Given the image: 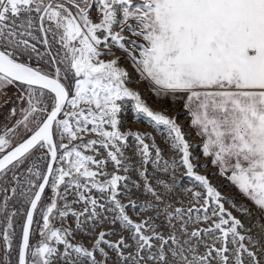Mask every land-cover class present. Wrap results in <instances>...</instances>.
<instances>
[{
	"label": "snow or ice",
	"instance_id": "snow-or-ice-1",
	"mask_svg": "<svg viewBox=\"0 0 264 264\" xmlns=\"http://www.w3.org/2000/svg\"><path fill=\"white\" fill-rule=\"evenodd\" d=\"M0 97V264H264V0H0Z\"/></svg>",
	"mask_w": 264,
	"mask_h": 264
},
{
	"label": "rangeland",
	"instance_id": "rangeland-1",
	"mask_svg": "<svg viewBox=\"0 0 264 264\" xmlns=\"http://www.w3.org/2000/svg\"><path fill=\"white\" fill-rule=\"evenodd\" d=\"M119 54V53H118ZM140 87L143 89V85H140ZM145 95V98L149 100V102L152 104V107L153 108H159L161 107L160 104H157V103H152V96H151V93H148L145 91L144 93ZM4 99L3 97H0V105H3L2 107H0V121L3 120L4 118V115L6 114L8 108L10 107V105H7L4 103ZM179 110V105H176V107L174 108H169V114L172 115V114H175L177 111ZM126 119L128 121L126 127L128 128H132V129H142V130H147V131H152L153 135H155L157 137V142L158 143H161V137L158 133H156L155 131H153L152 129H150L145 123L143 122H140V123H133L132 122V114L131 112L129 111L127 114H126ZM178 122L181 123V124H186V120L184 119V116L183 114L181 113L179 119H178ZM194 142H195V138H193ZM197 153H199V149L197 148ZM200 163L203 164L204 163V160L201 159L200 160ZM111 170V168H109V171ZM200 171L203 173L205 171L207 172H212L214 171V169H212L211 167L207 168V169H204V168H201ZM212 181L214 184L218 185V186H222L225 184V181H223L219 176H212ZM185 186H190V185H187L185 184ZM220 190L222 191V193H224L225 195H228L230 194L231 192L234 191V189L232 188H229V187H221ZM179 194V193H178ZM256 219V217H253L252 218V221H254ZM251 221H246V223H250ZM262 224H264V220L261 221ZM258 230V229H257ZM115 238V237H114Z\"/></svg>",
	"mask_w": 264,
	"mask_h": 264
},
{
	"label": "bare ground",
	"instance_id": "bare-ground-1",
	"mask_svg": "<svg viewBox=\"0 0 264 264\" xmlns=\"http://www.w3.org/2000/svg\"><path fill=\"white\" fill-rule=\"evenodd\" d=\"M253 217H255V216H253ZM253 217H252V218H253Z\"/></svg>",
	"mask_w": 264,
	"mask_h": 264
}]
</instances>
